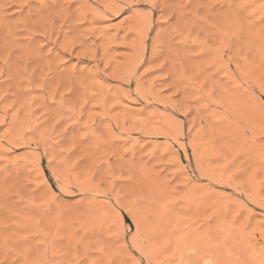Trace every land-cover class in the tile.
<instances>
[{
	"label": "rangeland",
	"instance_id": "rangeland-1",
	"mask_svg": "<svg viewBox=\"0 0 264 264\" xmlns=\"http://www.w3.org/2000/svg\"><path fill=\"white\" fill-rule=\"evenodd\" d=\"M0 264H264V0H0Z\"/></svg>",
	"mask_w": 264,
	"mask_h": 264
},
{
	"label": "bare ground",
	"instance_id": "bare-ground-1",
	"mask_svg": "<svg viewBox=\"0 0 264 264\" xmlns=\"http://www.w3.org/2000/svg\"><path fill=\"white\" fill-rule=\"evenodd\" d=\"M143 23V22H142ZM147 35V34H146ZM144 52V51H143ZM207 263V262H206Z\"/></svg>",
	"mask_w": 264,
	"mask_h": 264
}]
</instances>
